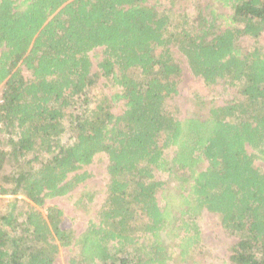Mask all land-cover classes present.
Here are the masks:
<instances>
[{
  "label": "trees",
  "instance_id": "16d2710c",
  "mask_svg": "<svg viewBox=\"0 0 264 264\" xmlns=\"http://www.w3.org/2000/svg\"><path fill=\"white\" fill-rule=\"evenodd\" d=\"M263 33L264 0H0V264L60 247L70 264H197L204 212L236 237L229 264H264ZM174 52L232 98L176 116ZM97 75L117 91L93 94ZM99 155L105 197L75 235L46 203Z\"/></svg>",
  "mask_w": 264,
  "mask_h": 264
},
{
  "label": "rangeland",
  "instance_id": "374dc122",
  "mask_svg": "<svg viewBox=\"0 0 264 264\" xmlns=\"http://www.w3.org/2000/svg\"><path fill=\"white\" fill-rule=\"evenodd\" d=\"M191 12L194 14V6L189 5ZM194 19V18H193ZM259 41L264 46V33L259 38ZM251 43L250 40L242 41L243 46ZM102 56V48H94L88 53L91 61V71L98 69V62ZM173 56L181 67V76L177 84L178 93L167 101L166 106L174 112L178 117L187 115L188 112H193L197 106H193L191 98L196 94L204 100H214L217 104H223L231 99L234 92L232 89H227L223 83H217L212 86H205L200 78L193 76L190 72L187 63L183 57L177 52ZM23 76L28 78V72L23 71ZM96 86L91 92L95 95L101 90L105 95L109 96L116 92L117 88L110 83L105 84V79L101 76L96 77ZM1 90V87H0ZM202 113L207 111L206 106L200 109ZM114 112L120 111V103H114ZM256 165L264 168V163L256 161ZM107 159L105 156L99 155L94 161L85 166L83 170L90 173V176L69 194L64 197H56L47 201L46 206H56L63 211L62 227L70 229L76 235L81 232L87 225L89 219H94L96 209L101 205L105 197V184L108 180L106 170ZM83 192H92L94 198L91 202L87 200L83 205H77L76 201ZM45 213V209L41 208ZM201 230V244L194 260L197 264H229L228 255L230 248L236 241V237L225 232L215 214L204 212L199 219ZM75 254L74 247H60L54 259V264H70V259ZM187 262H184V264ZM182 264V263H179Z\"/></svg>",
  "mask_w": 264,
  "mask_h": 264
}]
</instances>
